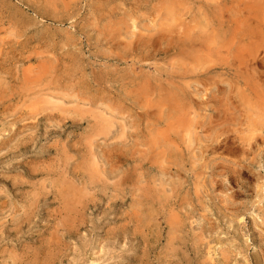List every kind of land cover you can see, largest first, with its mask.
Here are the masks:
<instances>
[{"label": "rangeland", "instance_id": "obj_1", "mask_svg": "<svg viewBox=\"0 0 264 264\" xmlns=\"http://www.w3.org/2000/svg\"><path fill=\"white\" fill-rule=\"evenodd\" d=\"M263 120L264 0H0V264H264Z\"/></svg>", "mask_w": 264, "mask_h": 264}, {"label": "bare ground", "instance_id": "obj_2", "mask_svg": "<svg viewBox=\"0 0 264 264\" xmlns=\"http://www.w3.org/2000/svg\"><path fill=\"white\" fill-rule=\"evenodd\" d=\"M167 1V0H166ZM170 1V0H169ZM177 3V2H176ZM175 3V4H176ZM175 6V5H174ZM164 7V6H163ZM203 8V7H202ZM164 9V8H163ZM167 9L168 10H170V9H172V6H171V4L169 5V3L167 4ZM176 8L175 7H173V10H175ZM178 9V8H177ZM179 10V9H178ZM213 15H214V13H213ZM216 20V19H215ZM210 22V21H209ZM262 22V21H261ZM207 31H208V29H207ZM206 34V33H205ZM214 34V33H213ZM214 36V35H213ZM199 37V36H198ZM207 38H209V37H207ZM210 41V40H209ZM191 46V45H190ZM177 76V75H176ZM147 85V84H146ZM176 98V97H175ZM259 99H261V98H259ZM256 100H257V98H256ZM135 101V100H134ZM119 102V101H118ZM247 102V101H246ZM261 105H263V102H262V104ZM112 107V106H111ZM254 107V106H253ZM260 120V119H259ZM249 121V120H248ZM262 121V120H261ZM264 121V120H263ZM261 123H263V122H261ZM251 124H253V123H251ZM255 124H253L252 126H254ZM263 125H264V123H263ZM255 127V126H254ZM254 129V128H253ZM247 131H248V129H247ZM254 131V130H253ZM257 132V131H256ZM256 134V133H255ZM251 140V139H250ZM175 159V158H174ZM177 229V228H176ZM174 231V230H173ZM175 234V233H174Z\"/></svg>", "mask_w": 264, "mask_h": 264}]
</instances>
